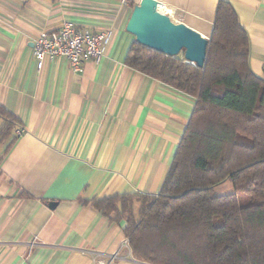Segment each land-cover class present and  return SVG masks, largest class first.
Here are the masks:
<instances>
[{
  "label": "crops",
  "instance_id": "1",
  "mask_svg": "<svg viewBox=\"0 0 264 264\" xmlns=\"http://www.w3.org/2000/svg\"><path fill=\"white\" fill-rule=\"evenodd\" d=\"M139 1L0 0V107L15 119L0 144V264H94L88 252L116 251L125 221L92 201L160 191L195 99L126 65ZM157 1L210 37L219 0ZM225 1L264 79V0ZM65 20L108 32L104 56L78 71L61 57L38 67L34 39ZM121 255L115 264H147Z\"/></svg>",
  "mask_w": 264,
  "mask_h": 264
},
{
  "label": "trees",
  "instance_id": "2",
  "mask_svg": "<svg viewBox=\"0 0 264 264\" xmlns=\"http://www.w3.org/2000/svg\"><path fill=\"white\" fill-rule=\"evenodd\" d=\"M248 60L247 33L225 0L218 1L202 68L183 54L167 56L135 41L129 47L128 67L195 98L160 191L92 201L124 219L136 260L264 264V79ZM0 117L1 144L15 119L2 107ZM227 180L233 192L218 195L214 188Z\"/></svg>",
  "mask_w": 264,
  "mask_h": 264
},
{
  "label": "water",
  "instance_id": "3",
  "mask_svg": "<svg viewBox=\"0 0 264 264\" xmlns=\"http://www.w3.org/2000/svg\"><path fill=\"white\" fill-rule=\"evenodd\" d=\"M157 0H140L133 6L125 30L134 41L167 56L183 54L186 62L202 68L209 38L160 10ZM50 203V207L54 206Z\"/></svg>",
  "mask_w": 264,
  "mask_h": 264
},
{
  "label": "built area",
  "instance_id": "4",
  "mask_svg": "<svg viewBox=\"0 0 264 264\" xmlns=\"http://www.w3.org/2000/svg\"><path fill=\"white\" fill-rule=\"evenodd\" d=\"M109 33L90 32L79 28L73 21L65 20L56 31H42L32 43L33 54L41 67L44 58H64L73 71L80 70L84 61L99 62L104 56V44ZM195 99V98H194ZM131 254L129 239L124 237L116 251L104 253L100 251L88 252L94 264H115L122 257L121 253Z\"/></svg>",
  "mask_w": 264,
  "mask_h": 264
},
{
  "label": "rangeland",
  "instance_id": "5",
  "mask_svg": "<svg viewBox=\"0 0 264 264\" xmlns=\"http://www.w3.org/2000/svg\"><path fill=\"white\" fill-rule=\"evenodd\" d=\"M178 56H182V53H179ZM214 191L218 194V195H224V194H229L233 192V186L230 180H227L223 183H221L220 185L216 186L214 188ZM242 200V198H241Z\"/></svg>",
  "mask_w": 264,
  "mask_h": 264
}]
</instances>
